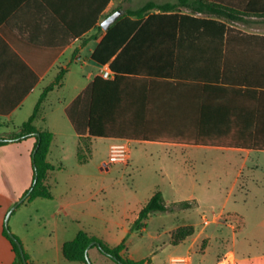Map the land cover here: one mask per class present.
<instances>
[{"label":"crops","instance_id":"crops-1","mask_svg":"<svg viewBox=\"0 0 264 264\" xmlns=\"http://www.w3.org/2000/svg\"><path fill=\"white\" fill-rule=\"evenodd\" d=\"M135 1L138 2L0 0V126L7 123V130L14 132L26 122L44 89L54 82L61 70H66L62 84L49 92L34 123L38 129L53 133L47 160L55 169L48 173L46 180L52 197L50 182L58 171L66 169L62 159L66 145L61 141L62 136L74 140L75 157L81 136L92 141L103 138L91 137L88 131L91 103L99 114V126L104 124L107 129L122 130L136 138H104L110 144L116 140L128 141L130 162L132 145L145 150L157 148L156 157L164 164L159 170L162 182L165 181L173 192H179L188 184L193 194H213L221 192L226 185L222 179L225 175L221 174L216 176L218 185L198 176L192 177L191 149H215L244 154L248 158L253 153H264V0H184V5L177 11L165 14L171 16L168 20H151L147 24L150 47L160 45L166 52L156 56L172 61L174 70L157 76L123 74L116 77L109 67L111 61L101 65L92 59L111 28L101 27L104 20L117 11L121 12V17L127 10L138 9L150 1L162 4L179 0H148L139 6L133 4ZM152 14L159 12L151 11L145 19ZM160 21H167L169 26L162 29ZM154 37L155 40H151ZM73 64L80 69L74 70ZM107 68L113 73L111 79L102 77ZM72 73L76 80L71 86L69 83L68 88V77ZM97 78L99 81L96 82ZM54 93H58L56 105L47 112V102ZM79 97H84L77 108L81 134L75 131L66 114L68 105ZM35 143L36 139L32 137L0 146V155L2 151H12L13 148L7 147H15L23 163L20 188H16L7 175H4L5 180L2 179L0 167V264H11L15 258L12 246L3 234L4 221L8 210L32 185ZM243 144H257L261 149L235 147ZM145 155L153 157L152 153ZM166 161L169 162L165 164ZM240 174L241 170L237 171L230 182L231 190L238 185ZM178 176L189 179L182 181L177 179ZM2 182L7 190L2 189ZM155 186L153 194L162 190V183ZM189 200L197 201V211L206 206L200 196L190 195L186 201ZM180 202L183 201L166 206ZM205 215L209 219L208 225L201 218L170 231L172 234L180 227H194L195 233L181 243L188 246L179 256L190 257L194 264L193 256L200 242L209 244L229 233V245L214 260L207 262L203 258L204 262L264 264V253L257 254L251 249L249 234L244 237L245 243L238 239L236 227L224 219L223 209ZM67 242L62 244V253ZM201 250L206 257L205 249ZM123 254L134 261L145 260L129 254L127 246ZM179 256H171L166 264Z\"/></svg>","mask_w":264,"mask_h":264},{"label":"rangeland","instance_id":"rangeland-1","mask_svg":"<svg viewBox=\"0 0 264 264\" xmlns=\"http://www.w3.org/2000/svg\"><path fill=\"white\" fill-rule=\"evenodd\" d=\"M146 1L148 0H138L133 4L137 3L136 6H139ZM72 68L80 69L76 64ZM75 80L76 76L72 73L68 77V88L69 83L71 86ZM57 97L58 93L51 94L46 105L47 112L56 105ZM7 127V123L0 126V136L13 133ZM5 132L9 133L3 134ZM62 138L64 139L61 141L66 145L62 154L66 169L58 171L50 182L52 199L41 198L19 205L8 223V228L20 240L33 264H83L68 261L62 253V244L73 239L80 231H86L111 245L125 240L129 254L135 258H145L147 264H166L171 256L183 254L188 246L172 243L170 231L173 228L198 222L205 214L210 216L214 211L219 213L222 209L224 219L236 227L238 239L245 243L244 237L249 234L251 249L257 254L264 253V153H253L248 158L244 154L215 149H191L192 177L198 176L215 184L219 180L216 176L221 174L225 175L222 179L226 182L221 192L193 194L189 191L188 184L179 192H173L165 181L162 182L159 170L163 160L156 157L157 148L145 150L134 144L131 162L108 167L106 162L110 141L97 138L92 141L91 161L80 165L74 155V140L65 136ZM129 146L131 149L130 144ZM7 148L13 149L9 152L2 151L0 155L2 179L4 177L5 180L4 175H7L14 186L20 188L22 157L15 147ZM148 153H152L153 157H146L145 154ZM239 170L241 174L238 185L231 190L230 182ZM177 179L185 181L189 177L178 176ZM252 181L258 182L254 184ZM159 183H162L161 191L167 205L186 201L190 195H196L202 197L206 206L197 211V201L189 200V211L177 209L170 213L156 212L151 215L142 232L131 231L134 216ZM5 185L2 182V189L7 190ZM229 243V233L223 239H213L209 244L207 241L200 242L199 249L193 256L194 264H209L203 258L207 262L214 260ZM203 248L206 257L201 252ZM89 258L92 264H116L96 248L90 250Z\"/></svg>","mask_w":264,"mask_h":264},{"label":"trees","instance_id":"trees-1","mask_svg":"<svg viewBox=\"0 0 264 264\" xmlns=\"http://www.w3.org/2000/svg\"><path fill=\"white\" fill-rule=\"evenodd\" d=\"M183 5L184 0H179L177 3L162 4L150 1L138 9L127 10L125 14L119 17L107 31L106 35L93 53L92 59L101 65H105L111 61L109 67L117 75L116 77L123 74L157 76L165 75L171 69L174 70L173 67L175 65L172 63V61L169 59L161 60L160 56L159 58L156 56V54L159 55L166 52L160 48V45H154L153 47H150L151 44H149V41L151 37L147 33V24H149L151 20H168L167 18L171 16H165V14L175 12ZM154 10L158 11L159 14H152L147 19H145V17ZM160 22L161 23L159 24L162 29H165L169 26L168 23H166L167 21ZM99 30L101 31L102 28H99ZM160 35L164 34L161 33ZM151 40H155V37ZM65 73V69L61 70L54 82L44 89L32 115L26 122L16 128V130L11 135L0 137V146L21 142L32 137L36 139L35 147L32 152V166L34 172L33 182L31 187L21 197L25 198L24 202H32L37 198L50 199L52 197L50 188L46 184V180L48 173L55 169V167L47 160L53 141V133L49 130L38 129L34 123L40 113L42 104L47 95L55 87L62 84ZM97 81H99L98 78L96 79V82ZM83 101L84 97H79L66 108V114L68 118L70 119L75 131L80 134L82 132L79 127V113H77V108L83 103ZM88 115V131L91 137L136 139L129 136L122 130L115 128L107 129L104 127V124L99 126V114H97L95 105L93 103H91ZM142 139H146V136H142ZM235 147L261 149L257 144H243ZM76 158L80 165H85L91 161V138H84L82 136L80 137ZM190 207L191 203L188 201L180 202L172 207H167L164 202L163 193L161 191H156L140 210L138 218L133 223L132 231H140L145 228L146 221L153 213L174 211L175 209H189ZM194 233L195 230L193 226L177 228L172 233V243L174 245H178L186 238L192 236ZM3 234L4 237L10 242L12 250L15 254L14 261L11 264H32L30 257L24 248L22 255L16 242L9 236L5 224L3 227ZM14 237L20 242L16 236ZM90 244L93 245L89 248ZM88 248L89 251L90 249L96 248L100 254L108 257L116 264L147 263V260L134 261L124 256L123 252L126 250L125 240H123L117 246H111L97 237L90 236L85 231H80L72 241L64 244L63 255L68 261L88 264L86 259V252Z\"/></svg>","mask_w":264,"mask_h":264},{"label":"built area","instance_id":"built-area-1","mask_svg":"<svg viewBox=\"0 0 264 264\" xmlns=\"http://www.w3.org/2000/svg\"><path fill=\"white\" fill-rule=\"evenodd\" d=\"M102 77L105 79H111L113 77L112 71L107 68L103 70ZM108 160L106 162L107 166L114 164H124L127 165L130 160L131 149L129 142L126 140H116L109 146L108 150ZM204 224H209V219L204 217ZM169 264H191V259L188 256H179L171 258Z\"/></svg>","mask_w":264,"mask_h":264},{"label":"water","instance_id":"water-1","mask_svg":"<svg viewBox=\"0 0 264 264\" xmlns=\"http://www.w3.org/2000/svg\"><path fill=\"white\" fill-rule=\"evenodd\" d=\"M121 15V12L117 11L115 13H113L112 15H110L109 17H107L104 22L102 23L101 27L105 30H108L111 25L119 18V16ZM25 198H21L20 200H18L7 212L6 214V217H5V221H4V224L6 225V228H7V231H8V234L9 236L16 242V244L18 245L22 255H23V247H22V244L15 239L13 233L10 231V229L8 228V223H9V220H10V217L11 215L13 214V212L18 208V206L20 204H22L24 202ZM93 244H90L89 248L92 246ZM89 248L86 252V259H87V262L88 264H92L90 258H89Z\"/></svg>","mask_w":264,"mask_h":264}]
</instances>
